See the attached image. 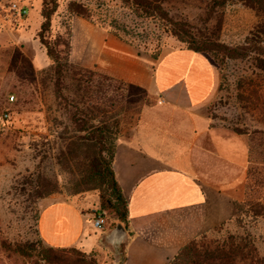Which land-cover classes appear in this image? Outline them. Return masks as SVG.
Wrapping results in <instances>:
<instances>
[{"label":"rangeland","instance_id":"obj_1","mask_svg":"<svg viewBox=\"0 0 264 264\" xmlns=\"http://www.w3.org/2000/svg\"><path fill=\"white\" fill-rule=\"evenodd\" d=\"M9 1L29 5V15L13 16L5 8ZM43 2L0 0V116L10 115L9 123L0 125V264H49L45 260L49 247L39 236L38 220L43 207L54 200L79 204L88 220L103 212L111 230L122 224L116 220L122 207L98 172L103 157L110 159L119 142L132 139L144 109L157 102L156 96L139 88L112 91L120 83L98 77L92 79V86L101 88L106 99L96 101V92L86 94L87 86L71 78L64 88L70 102L59 99L52 63L45 68L48 57L37 39L38 21L44 20ZM72 2L88 7L93 14L103 7L110 15L123 14L128 23L139 22L141 41L132 45L137 55L152 64L171 49L203 48L219 74L207 115L212 126L244 140L247 158L238 199L230 205L224 203L230 208L229 218L220 223L215 220L214 227L193 240L211 243L236 236L251 240L264 257V39L259 34L264 14L239 0H162L166 19L142 20L118 0H58L53 35L66 32ZM80 32L75 53L87 58L93 51L84 30ZM212 43L238 54L229 52L220 58ZM110 84L112 88H108ZM87 123L93 132L104 130L105 143L91 130L81 131ZM219 203L214 198L216 212ZM5 242L11 245L10 258L3 249ZM122 254L110 247L92 253L69 248L55 251L53 256L80 261L77 264H124Z\"/></svg>","mask_w":264,"mask_h":264},{"label":"crops","instance_id":"obj_2","mask_svg":"<svg viewBox=\"0 0 264 264\" xmlns=\"http://www.w3.org/2000/svg\"><path fill=\"white\" fill-rule=\"evenodd\" d=\"M81 29L93 51L87 58L75 53ZM71 62L157 97L144 109L132 139L117 144L113 169L128 202L124 264H169L215 220L229 218L224 203L238 199L245 179L244 140L212 126L207 115L219 84L217 68L188 47L168 50L152 64L133 45L77 15ZM214 198L220 202L217 212ZM111 231H96L83 208L66 200L47 203L38 220L41 240L55 249L113 248L106 242Z\"/></svg>","mask_w":264,"mask_h":264},{"label":"trees","instance_id":"obj_3","mask_svg":"<svg viewBox=\"0 0 264 264\" xmlns=\"http://www.w3.org/2000/svg\"><path fill=\"white\" fill-rule=\"evenodd\" d=\"M58 0H44L42 5V17L43 22L41 24L40 31L38 32L37 39L41 45L46 50L47 56L52 63L51 68L54 73V78L56 80V95L64 103H69L70 98L65 95V81L68 78L78 81L80 84H85L87 86L86 94H95L96 92V101L106 99L105 94L103 95V90L92 86L93 78H102L107 82H119L120 87L115 88L112 91L117 92L123 88H139L137 86L124 83L122 81L113 79L109 76L100 74L99 72L92 69H85L78 65H75L71 62V50H72V18L77 15L82 17L91 23L106 29L113 31L114 35L121 39L122 41L134 44L137 41H141L140 34L138 33V23L129 22L125 19L123 14H108V11L100 7V12L93 14L88 7L72 2L68 6V13L70 20L66 25L65 33H58L53 35V17L55 16L58 10ZM123 6L135 16L143 19H166L167 14L163 9L162 0H118ZM245 5L254 8L260 13L264 14V0H239ZM226 1H223L221 5L225 6ZM104 11V14L101 13ZM98 20H97V19ZM127 18V17H126ZM129 18V17H128ZM131 23V24H130ZM142 25V24H139ZM261 40L264 39V28L259 30ZM144 42V41H143ZM193 46H196V43L191 42ZM213 51L218 54L220 58L225 57L229 52L237 53V50L228 48L227 46L220 45L217 43H212ZM192 50L205 54L202 51L203 48L198 47H188ZM208 58L209 56L205 54ZM140 56V55H138ZM210 59V58H209ZM211 60V59H210ZM261 63H264L261 61ZM108 88H112L111 84ZM140 90H143L139 88ZM145 91V90H144ZM105 93V92H104ZM90 101V97H85ZM84 99V98H83ZM73 103L76 101L73 100ZM92 102V101H91ZM98 111L100 113V106ZM115 107V105H114ZM75 108L79 109V105H76ZM93 109V108H92ZM104 113V112H103ZM89 123L86 125L83 124L82 130L85 132H91L100 137L101 143L106 140L103 139V131L97 129V132H93L95 129H90ZM101 134V135H100ZM105 151V150H104ZM116 152V147H115ZM115 152L112 153L110 159L103 157L104 161L102 162V169L99 170L98 174L102 181L109 183L116 201L122 207V211L117 214L116 220L118 223H122L124 227L129 230V213H128V202L125 198L123 191L120 187V184L117 180L116 174L113 169V162L115 158ZM104 206V205H103ZM49 247V246H48ZM3 249L7 254V258L12 256L11 245L5 242ZM69 248L65 249H55L49 247L47 251L46 262L49 264H77L80 261L78 260H66L60 257L53 256L55 251H66ZM71 249V248H70ZM125 246L121 248L122 255L124 256V262L126 260V253L124 251ZM11 253V254H10ZM22 254V250H21ZM169 264H264V257H260L256 246L251 240L239 238L236 236H230L225 240L213 241L211 243H204L201 240H193L187 244L184 248L180 250L177 256Z\"/></svg>","mask_w":264,"mask_h":264},{"label":"built area","instance_id":"obj_4","mask_svg":"<svg viewBox=\"0 0 264 264\" xmlns=\"http://www.w3.org/2000/svg\"><path fill=\"white\" fill-rule=\"evenodd\" d=\"M9 4L5 8L8 9V11L13 15L20 18H23L27 15H29L30 12V6L27 4L20 5V3L17 2H8ZM11 101H14L15 98L12 96ZM10 121V115L4 114L0 116V125H6V123H9ZM92 223V226L101 232H104L106 230L107 226V217L103 212H97L93 215V219L89 220Z\"/></svg>","mask_w":264,"mask_h":264},{"label":"water","instance_id":"obj_5","mask_svg":"<svg viewBox=\"0 0 264 264\" xmlns=\"http://www.w3.org/2000/svg\"><path fill=\"white\" fill-rule=\"evenodd\" d=\"M127 238V230L123 224H118L107 236L106 242L120 251Z\"/></svg>","mask_w":264,"mask_h":264}]
</instances>
